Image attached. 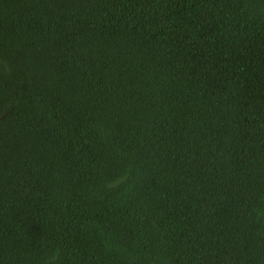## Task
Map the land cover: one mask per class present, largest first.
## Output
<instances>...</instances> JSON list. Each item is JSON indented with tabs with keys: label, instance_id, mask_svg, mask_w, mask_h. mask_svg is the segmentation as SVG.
<instances>
[{
	"label": "trees",
	"instance_id": "trees-1",
	"mask_svg": "<svg viewBox=\"0 0 264 264\" xmlns=\"http://www.w3.org/2000/svg\"><path fill=\"white\" fill-rule=\"evenodd\" d=\"M0 264H264V0H0Z\"/></svg>",
	"mask_w": 264,
	"mask_h": 264
}]
</instances>
